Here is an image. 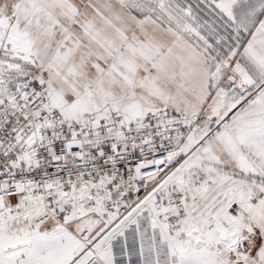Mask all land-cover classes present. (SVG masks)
I'll use <instances>...</instances> for the list:
<instances>
[{"label": "snow or ice", "instance_id": "snow-or-ice-1", "mask_svg": "<svg viewBox=\"0 0 264 264\" xmlns=\"http://www.w3.org/2000/svg\"><path fill=\"white\" fill-rule=\"evenodd\" d=\"M0 264H264V0H0Z\"/></svg>", "mask_w": 264, "mask_h": 264}]
</instances>
